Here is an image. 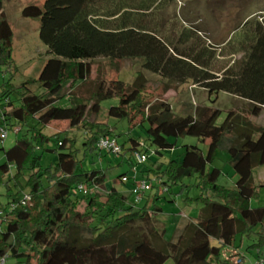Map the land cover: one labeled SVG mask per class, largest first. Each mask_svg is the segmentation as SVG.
<instances>
[{"label": "trees", "instance_id": "obj_1", "mask_svg": "<svg viewBox=\"0 0 264 264\" xmlns=\"http://www.w3.org/2000/svg\"><path fill=\"white\" fill-rule=\"evenodd\" d=\"M162 1L44 0L41 6L22 9V17L39 20L38 37L49 58L37 79L44 89L41 94L32 93L28 82L23 83L20 104L14 107L9 98L11 88L0 92V128L6 132L18 129L16 134L26 128L25 134L4 151L0 182L13 171L18 191L12 193L6 185L8 204L18 203L24 194L18 178L28 172L25 186L30 195L25 207L5 211L0 259L12 257L19 264H164L168 259L174 264H220L221 250L229 247L239 251L234 247L236 235L247 234L256 226L260 227L257 243L251 247L264 244V207L249 204L255 195L253 169L264 165V127L236 111H229L216 125L221 111L205 106L179 116L166 101L148 105L144 82L134 86L117 78L100 81L97 100L91 104L83 99L67 107L57 105L90 78L92 62L103 58L129 60L132 66L159 76L169 87L196 86L209 96L223 92L245 100L250 104V115L259 117L264 110V11L258 18L245 19L221 44L230 48L229 55L241 56L214 71L213 62L223 52L219 49L217 53L219 47L204 41L199 30L180 26L175 35L164 34L162 28L144 23L146 12H152ZM12 38L0 0V64L11 61ZM111 98H117L119 104L111 107L108 115L127 119L132 127L146 121V145L155 153L172 149L174 144L169 139L183 136L207 142L205 155L196 146H184L181 161L170 162L165 172L168 186L198 176L210 192L199 215L180 224L176 237L165 239V228L157 226L160 222L156 215L162 213V208L155 205L159 196H154L152 207L138 209L134 202L126 204L127 197L115 188L98 193L106 188L104 172L80 171L69 147L71 141L60 140L59 134L47 137L36 129L56 122H68L70 128L83 127L88 131L85 147L103 153L96 148L97 141L103 137L116 139L98 122L100 103ZM51 140L57 144L51 150L56 158L51 168L41 173L40 158L33 150ZM128 142V148L120 145L119 155L131 161L130 157L139 153L138 142L132 138ZM219 147L227 149L237 176L231 190L216 184L219 169L208 168ZM147 151L140 154L147 155ZM123 177L127 178L126 174L114 183H127L129 178L123 182ZM80 184L96 192L79 194L76 187ZM83 201L86 204L80 212L78 206ZM260 254L257 250L256 262Z\"/></svg>", "mask_w": 264, "mask_h": 264}, {"label": "rangeland", "instance_id": "obj_2", "mask_svg": "<svg viewBox=\"0 0 264 264\" xmlns=\"http://www.w3.org/2000/svg\"><path fill=\"white\" fill-rule=\"evenodd\" d=\"M44 0H2L3 12L11 26L12 53L11 61L7 64H0V92L2 89L11 88L9 93L10 101L14 107L19 106V93L22 91V84L27 83L28 89L34 94H41L44 89L39 85L37 79L40 72L49 58L45 45L39 40V20L24 18L21 15L22 9L27 5L41 6ZM174 2V3H173ZM167 4L163 0L158 7L153 9L152 13L158 18L161 17L167 21L175 19L180 22L181 27H193L200 31L204 41L217 45V53L222 50V56H219L213 62L212 69L218 71L224 65H230L233 61L240 58V54L229 55V47L221 44L228 41L232 32L241 25L245 19L256 15L261 16L264 11V0H174ZM167 8L163 9V6ZM156 10H160L157 11ZM141 72V78L135 79ZM119 79L128 85L134 83L137 86L144 82L147 87L146 99L147 104L151 105L158 101H166L170 104L174 114L179 116L192 113L194 107L205 106L215 108L221 111L216 125H220L229 111L243 113L249 120L255 124L264 127V110L259 117L253 118L250 115V104L237 97L220 92L217 95L209 96L202 88L188 85L181 86L172 84L170 87L157 75L144 71L141 67L132 66L129 60L111 61L108 59L98 58L92 62L90 78L74 89L71 96L57 103L60 107H67L71 103L89 99V103L97 100L95 97L96 87L100 81H110ZM119 101L117 98L104 100L100 103L101 110L98 122L101 128L109 129L116 138L119 145L130 147L129 138L138 142L137 149L139 153L148 150L149 156L143 164H136L135 155L131 161L127 157L98 153L89 150L84 145L87 130L83 127L70 128L68 122L51 123L46 127L36 129L47 137H53L59 134L60 140L67 138L71 141L68 143L70 149L75 153L79 164L80 171H102L105 174V190L99 193L109 191L115 188L117 192L127 197L126 204L133 203L131 195L133 180L137 182L145 181L151 190L146 192L145 198L136 204V208H143L145 205L152 207L154 196H159L155 205L162 208V213L156 215L160 223L157 226L166 230L165 239L176 237L180 230V224L186 220H191L199 215L203 207V200L210 196V192L204 186V181L198 176L182 178L177 185L169 183L168 176L165 173L169 163L180 162L184 153V146H196L203 155L206 154L207 142L202 143L198 139L189 136L169 139L174 144L172 149L161 151V154L155 153V149L148 147L145 129L148 127L146 121L138 123L136 126H130L127 119H119L108 115L111 107H117ZM147 113V108L144 111ZM33 125V124H32ZM95 131V130H93ZM26 132L22 128L20 133L16 134L13 130L7 132V138L0 143V164L5 161L4 151L11 148L15 142L20 139ZM91 136V133H89ZM57 148L55 141H49L42 145L41 148L35 147L33 152L39 156V167L41 173L46 168L53 165L56 152L51 150ZM214 167L220 170V176L216 184L225 189L231 190L237 180L231 164L228 161L227 149L218 148L214 154L212 164L208 168ZM28 172L18 178L19 186L24 188V193L28 192L25 182ZM126 174L129 181L127 183L116 182L114 180ZM13 171L8 173L0 182V231L4 227L2 219L7 209L9 187L12 193L18 191L15 181L12 180ZM252 181L255 187V195L250 200L251 207H264V165L253 169ZM46 179L43 178L45 184ZM165 183L162 184V183ZM7 185V187H6ZM168 192L166 193V191ZM96 191H92L94 194ZM86 202H81L78 210L83 212ZM91 220V218L89 219ZM260 227L256 226L244 235H236L234 247H237L243 256L240 264H255L257 259V250L260 251V261L264 258V244L259 247H251L257 243V233ZM234 250L224 247L220 254V264H236ZM19 260L7 257L5 264H19ZM164 264H174L172 259H168Z\"/></svg>", "mask_w": 264, "mask_h": 264}, {"label": "built area", "instance_id": "obj_3", "mask_svg": "<svg viewBox=\"0 0 264 264\" xmlns=\"http://www.w3.org/2000/svg\"><path fill=\"white\" fill-rule=\"evenodd\" d=\"M14 131L15 133H17L18 129H15ZM6 136H7V132L4 129L0 128V140L4 141L6 139ZM96 148L99 151L109 152L113 155H119L121 154V151H122L121 146L118 144L117 140L112 137L100 138L96 143ZM134 155H135V159L138 164H143L147 161L148 156L145 154L135 153ZM122 181L127 182L128 179L126 177H123ZM132 185H133V188L131 191V195L133 196L134 203L137 204L140 202V200L144 198L146 192L151 190V187L145 181L142 180L140 182H137L135 179L133 180ZM76 191L79 194L87 195L92 190L86 187L84 184H80L76 187ZM29 202H30V195L27 193H24L18 203L9 204L7 209L10 212L18 207H25ZM234 254H236V257H235L236 264H240L243 256L240 254L238 250H235ZM263 262L264 260L256 262L255 264H262ZM5 263H6V258H1L0 264H5Z\"/></svg>", "mask_w": 264, "mask_h": 264}, {"label": "crops", "instance_id": "obj_4", "mask_svg": "<svg viewBox=\"0 0 264 264\" xmlns=\"http://www.w3.org/2000/svg\"><path fill=\"white\" fill-rule=\"evenodd\" d=\"M145 1V0H143ZM159 1V0H158ZM174 0H165V3L166 5L167 4H170L172 3ZM174 3V2H173ZM172 3V4H173ZM163 6V9L164 8H167V6ZM157 11H160V10H156ZM144 23L149 25V26H155V27H160L162 28V32L164 34H173L175 35L177 32H179L180 30V22L176 21V18L175 19H170L169 21L161 18V17H157L155 16V14H153L151 12V10H149L148 12H146V16L144 17Z\"/></svg>", "mask_w": 264, "mask_h": 264}]
</instances>
